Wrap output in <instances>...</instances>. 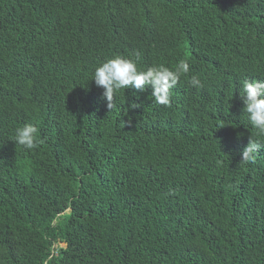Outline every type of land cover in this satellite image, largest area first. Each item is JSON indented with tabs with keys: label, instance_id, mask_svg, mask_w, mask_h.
<instances>
[{
	"label": "trees",
	"instance_id": "1",
	"mask_svg": "<svg viewBox=\"0 0 264 264\" xmlns=\"http://www.w3.org/2000/svg\"><path fill=\"white\" fill-rule=\"evenodd\" d=\"M137 53L190 72L170 106L129 87L110 111L94 69ZM260 78L264 0H0V264H264Z\"/></svg>",
	"mask_w": 264,
	"mask_h": 264
},
{
	"label": "clouds",
	"instance_id": "2",
	"mask_svg": "<svg viewBox=\"0 0 264 264\" xmlns=\"http://www.w3.org/2000/svg\"><path fill=\"white\" fill-rule=\"evenodd\" d=\"M139 54L136 59L115 56L95 67L92 79L95 85L103 89V97L106 99L107 108L111 111L116 105L114 96L120 89L131 87L136 92H144L151 88L154 101L163 106H170L172 89L178 84L182 74L190 72V65L186 60H179L174 69L164 65L149 66L146 70L138 68ZM191 86L203 87L197 76L190 79ZM241 96L244 105L243 112L247 114L248 121L257 135H264V78L245 79L242 82ZM131 108H139L141 105L133 103ZM38 129L29 123L15 129L13 141L24 149L31 150L37 147ZM261 145L253 139H249L248 145L241 152V162H255L256 155ZM47 264V261L44 262Z\"/></svg>",
	"mask_w": 264,
	"mask_h": 264
}]
</instances>
